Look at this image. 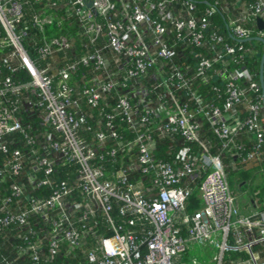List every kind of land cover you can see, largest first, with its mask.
<instances>
[{
	"label": "built area",
	"instance_id": "2783aa9c",
	"mask_svg": "<svg viewBox=\"0 0 264 264\" xmlns=\"http://www.w3.org/2000/svg\"><path fill=\"white\" fill-rule=\"evenodd\" d=\"M257 38L264 0H0V264H264L223 162L264 151Z\"/></svg>",
	"mask_w": 264,
	"mask_h": 264
},
{
	"label": "trees",
	"instance_id": "16d2710c",
	"mask_svg": "<svg viewBox=\"0 0 264 264\" xmlns=\"http://www.w3.org/2000/svg\"><path fill=\"white\" fill-rule=\"evenodd\" d=\"M40 6L39 5H36V4H33L31 1H27L26 3H25V5H24V14H25V18H26V20H30L31 18H32V16H34L35 14H38V12H39V10H40ZM60 16H61V12H59L58 14H57V19L59 20V18H60ZM221 23V20H220V18H219V16L218 15H215V18L213 19V24H215V25H218V24H220ZM62 30L63 31H67V33L68 34H74V32H76V29H74V28H71L70 27V24H69V22H66V21H64V22H62ZM32 34L33 33H36V31L35 30H32V31H30ZM253 43H256V44H254L258 49H259V47H260V44L259 43H257V42H253ZM74 45L76 46V48L78 47V39H76L75 40V42H74ZM25 46L27 47V45L25 44ZM75 55V54H74ZM73 55V56H74ZM260 52H259V55H258V57H253V59H251L250 60V62H249V64H248V67L250 68V70H251V73L254 75V78L256 79V80H258V74H259V59H260ZM20 78L22 79L23 78V74L22 75H20ZM241 105H237V109H241ZM27 120H24V122L25 123H27L26 122ZM206 127V128H205ZM204 128L205 129H207L208 127L207 126H205ZM206 133H208V132H206ZM205 132L204 133H202V137H204L205 136V138H207V139H209V140H211V144H212V152L213 153H215V152H217V149L219 148V143L213 138V137H211V136H209L208 134H206ZM164 149H165V146H164V144H160V147H159V150H158V154H159V157H163L164 156ZM262 162L263 163V165H264V151H263V153H262V155L260 156V157H258L257 159H255V160H253V161H251V162ZM223 162H224V164H225V167L227 168V169H231V170H239V171H241L242 169V172H241V174L242 175H247L246 174V171L247 170H252L253 168H255L256 166L254 165V166H251V164H249V165H247V166H245V168H243V167H241V166H239V165H236V163L235 162H233L231 159H230V157L229 156H227V155H225L224 156V158H223ZM250 163V162H249ZM248 164V163H247ZM250 167V168H249ZM248 168V169H247ZM243 180V179H242ZM240 183V180L237 182V188H238V184ZM263 192H264V189H263ZM37 222H39V221H37L36 219H31L30 220V224H31V226H33L34 224H35V226L38 228V227H40L42 224H37ZM26 231L27 230H25V231H23V234H26ZM17 234L18 233H16L15 231H11V232H9V233H7V235L5 236V244H4V248L2 249V251L5 253V254H9V255H12L13 254V248H15V246H17V245H21L22 244V240L21 239H18L17 238ZM5 245H7V246H5ZM7 254V255H8ZM57 264H60L59 262L57 263Z\"/></svg>",
	"mask_w": 264,
	"mask_h": 264
},
{
	"label": "rangeland",
	"instance_id": "374dc122",
	"mask_svg": "<svg viewBox=\"0 0 264 264\" xmlns=\"http://www.w3.org/2000/svg\"><path fill=\"white\" fill-rule=\"evenodd\" d=\"M226 172H227V180H228V184H229V188L230 191L235 199V203L238 205L239 208L242 207V201L246 200L247 196L251 193H253V189H255V187L257 186L258 188H260L263 184H264V179L262 176L261 171H259V169L255 170H247L246 174L247 176L250 177H255L253 180L252 185L250 186V184L248 185L247 183L241 186L242 188V192L238 190L237 188V180L239 181V179L242 177V174L239 170H231V169H227L226 168ZM261 185V186H260ZM258 191H261L260 189H258ZM198 198V193L196 191H194L193 195H192V199L193 201L197 203H199V201L197 202L195 199ZM188 248L186 250V254L187 256H189V258H195L197 259L196 261L199 262L200 264H212L211 263V258L213 257V253L209 252V254L205 255L204 258V262H202L203 258L201 256V254L203 253V249L201 246H199L198 243H189ZM235 257L234 253L231 252H225L223 260H224V264H230L233 261V258Z\"/></svg>",
	"mask_w": 264,
	"mask_h": 264
},
{
	"label": "crops",
	"instance_id": "0c3cea01",
	"mask_svg": "<svg viewBox=\"0 0 264 264\" xmlns=\"http://www.w3.org/2000/svg\"><path fill=\"white\" fill-rule=\"evenodd\" d=\"M259 66H260V59H259ZM258 82H259V74H258ZM259 84H260V82H259ZM249 164H251V166L255 165L256 167L253 168L252 170L256 171V169H259V171H261L263 179H264V165H263L262 162H260V161L259 162H255V163L254 162H250V163L245 164V165H240V164L236 163V165H239V166H241L243 168H245V166H247ZM242 170L240 172H242ZM254 178L255 177L242 175V177L239 179L240 183L238 184V190L242 192L241 186L244 185V183L245 184L247 183L248 185L250 184V186H251L252 183H253ZM237 182H238V180H237ZM258 189H260L261 191H258ZM263 189H264V184L260 188H258L256 186L255 189H253V191H252L253 193H251V195L249 194L247 196L246 200L242 201V207L241 208H239L238 205L236 204L241 215H243V216H251L252 214H254L256 212H259V211L264 209V192H263Z\"/></svg>",
	"mask_w": 264,
	"mask_h": 264
},
{
	"label": "water",
	"instance_id": "95a60500",
	"mask_svg": "<svg viewBox=\"0 0 264 264\" xmlns=\"http://www.w3.org/2000/svg\"><path fill=\"white\" fill-rule=\"evenodd\" d=\"M86 6L90 7V4L87 3ZM258 23H259V27L263 28L262 22L260 20H258ZM256 40L260 41L264 45V39L257 38ZM263 66H264V52L262 53V56L260 58V66H259V82L262 91H264Z\"/></svg>",
	"mask_w": 264,
	"mask_h": 264
}]
</instances>
